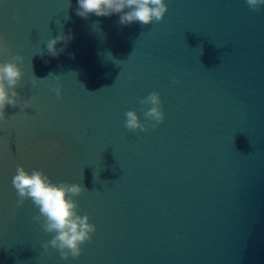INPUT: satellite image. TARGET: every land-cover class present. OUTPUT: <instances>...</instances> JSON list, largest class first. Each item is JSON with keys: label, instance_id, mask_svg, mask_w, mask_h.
Masks as SVG:
<instances>
[{"label": "water", "instance_id": "95a60500", "mask_svg": "<svg viewBox=\"0 0 264 264\" xmlns=\"http://www.w3.org/2000/svg\"><path fill=\"white\" fill-rule=\"evenodd\" d=\"M166 3L144 26L82 18L78 0H0V34L25 56L17 91L33 99L0 122V264H264V6ZM61 32L74 38L52 57ZM153 91L166 119L129 131L125 112L144 120ZM20 164L88 190L76 199L97 231L80 257L44 251L38 209L17 206Z\"/></svg>", "mask_w": 264, "mask_h": 264}, {"label": "clouds", "instance_id": "9594fccd", "mask_svg": "<svg viewBox=\"0 0 264 264\" xmlns=\"http://www.w3.org/2000/svg\"><path fill=\"white\" fill-rule=\"evenodd\" d=\"M245 2L252 11L264 6V0ZM167 11L166 0H78L76 14L85 19L92 14L98 17L119 14L121 25L138 22L147 26L162 21ZM73 38V34L61 32L49 39L46 44L48 54L52 57L59 56L64 49H58L57 43L61 41L69 43ZM5 56H9L10 59H2ZM24 61L25 56L19 52L13 53L7 38L0 34V122L6 123L8 120L5 114L7 106H19L20 112L28 115L23 110L33 105L32 98L22 99L17 91L24 77ZM50 75L54 77V82L50 85L51 90L57 97L62 96L61 75ZM48 77L37 79L34 76V81L47 80ZM173 79L176 80L175 77ZM140 104L144 108V120L135 109H129L124 114V124L129 131H148L149 125L155 129L166 119L159 92H151L140 101ZM11 183L18 196L17 206H22L25 200H31L38 209L33 221L39 223L42 230L52 236L43 243L44 251L58 250L62 260L80 257L84 252L82 245L90 242L97 231V226L91 222L90 215L79 212V201L76 197L88 191L83 184L67 181L56 183L43 169L29 171L23 164L17 166Z\"/></svg>", "mask_w": 264, "mask_h": 264}]
</instances>
